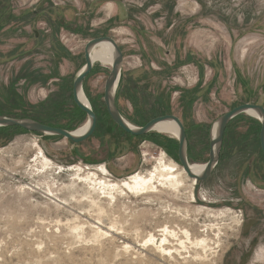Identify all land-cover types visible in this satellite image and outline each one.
I'll list each match as a JSON object with an SVG mask.
<instances>
[{"label": "rangeland", "instance_id": "rangeland-1", "mask_svg": "<svg viewBox=\"0 0 264 264\" xmlns=\"http://www.w3.org/2000/svg\"><path fill=\"white\" fill-rule=\"evenodd\" d=\"M99 37L123 51L116 101L124 119L143 127L179 117L193 164L208 162L221 116L264 107V0H0V115L81 128L88 119L73 85L86 44ZM111 69L96 62L84 81L98 118L85 142L0 131V264H264L258 119L229 125L204 182L185 174L178 189L112 199L68 171L105 166L117 182L160 159L183 170L173 135L134 137L112 121L104 103Z\"/></svg>", "mask_w": 264, "mask_h": 264}, {"label": "water", "instance_id": "water-1", "mask_svg": "<svg viewBox=\"0 0 264 264\" xmlns=\"http://www.w3.org/2000/svg\"><path fill=\"white\" fill-rule=\"evenodd\" d=\"M106 42L112 46L113 49V65L111 72L106 80L104 88V103L107 112L112 121L120 127L125 133L140 137L154 132V128L161 122L171 121L174 122L178 130L177 140L179 143L178 158L180 165L189 179L204 182L208 180L215 169L218 167L221 153L224 144L225 132L229 124L241 115H247L248 111H254L259 117L261 123L260 131V147L264 156V107L254 104L240 105L228 113L221 116L210 128V153L209 160L205 164L204 170L200 174H196L190 165L189 160V141L185 126L182 120L175 115H165L150 120L143 127H137L129 123L122 116L116 101L117 91L119 86L122 69L124 64L123 51L118 42L112 37H99L90 40L84 49L85 65L77 75L73 85V100L75 105L87 115L89 127L82 135H75L74 131H68L63 128L52 127L30 118H13L0 115V128H20L28 133L38 134L42 137H60L74 144H80L91 138L98 124V118L94 110L89 104L84 103L80 99V93H84V81L86 77L94 69V62L91 58L92 49L100 43ZM118 90V89H117ZM214 128H216L215 135H213Z\"/></svg>", "mask_w": 264, "mask_h": 264}, {"label": "bare ground", "instance_id": "bare-ground-1", "mask_svg": "<svg viewBox=\"0 0 264 264\" xmlns=\"http://www.w3.org/2000/svg\"><path fill=\"white\" fill-rule=\"evenodd\" d=\"M91 58L94 64L100 63L104 66H111L113 65L114 55L112 46L106 42L100 43L92 49ZM118 89V88H117ZM116 89V91H117ZM80 99L89 104L85 94L80 93ZM91 106V105H90ZM247 115L253 117L255 119H259L258 115L254 111H248ZM89 127L88 120L86 123L81 127L78 128L75 132V135H82L84 134ZM154 132H158L164 135H173L177 138L178 130L174 122L171 121H164L156 125L154 128ZM216 128H214L213 135H215ZM38 157L44 161V166L49 168H53V163L49 161V159L43 153V150L39 148ZM192 170L196 174H200L204 168L205 164H193L190 163ZM183 169V168H182ZM57 170H64L62 167H58ZM184 170V169H183ZM183 170H179L178 166L173 163H168L164 159L158 160L157 164L149 170L145 174L135 173L132 176L128 177L127 179H123L120 181H112L108 179L110 173L105 166L98 167L95 170L90 171L89 173H85L86 171L83 170L82 167L78 166H71L68 171H75L76 177L80 182H88L93 184L95 187L93 190L99 188V192L104 194L107 197H111L112 199L116 198L117 193H149L154 192L158 187L168 188V189H178L183 187L184 180L183 175L186 173ZM83 175V177H82ZM192 180V179H190ZM195 181V180H193ZM164 241V240H163ZM206 241L202 240L201 244L203 245Z\"/></svg>", "mask_w": 264, "mask_h": 264}, {"label": "trees", "instance_id": "trees-1", "mask_svg": "<svg viewBox=\"0 0 264 264\" xmlns=\"http://www.w3.org/2000/svg\"><path fill=\"white\" fill-rule=\"evenodd\" d=\"M78 108V107H77ZM79 109V108H78ZM80 110V109H79ZM94 110V109H93ZM81 111V110H80ZM82 112V111H81ZM95 112V111H94ZM84 113V112H83ZM96 113V112H95ZM109 115V114H108ZM242 116V115H241ZM8 117H10V116H8ZM240 117V116H239ZM238 117V118H239ZM13 118H18V117H13ZM20 118H30V117H20ZM30 119H33V118H30ZM33 120H36V121H38V122H41V123H43V124H45L44 122H42V121H40V120H38V119H33ZM233 122V121H232ZM231 122V123H232ZM230 123V124H231ZM229 124V125H230ZM47 125V124H46ZM98 125V124H97ZM49 126H51V125H49ZM52 127H55V126H52ZM229 127V126H228ZM228 127H227V129H228ZM120 128V127H119ZM121 129V128H120ZM8 130H14V131H22V132H25V133H28V132H26V131H24V130H22V129H20V128H0V131H5V132H8ZM122 130V129H121ZM69 131V130H68ZM123 131V130H122ZM124 132V131H123ZM226 132H227V130H226ZM226 132H225V135H226ZM125 133V132H124ZM127 134V133H126ZM150 134V133H149ZM36 135H38V134H36ZM129 135V134H128ZM148 135V134H147ZM40 136V135H39ZM130 136H132V135H130ZM135 137V136H134ZM45 138H60V137H45ZM225 139V138H224ZM221 155H222V153H221ZM221 159V158H220Z\"/></svg>", "mask_w": 264, "mask_h": 264}]
</instances>
